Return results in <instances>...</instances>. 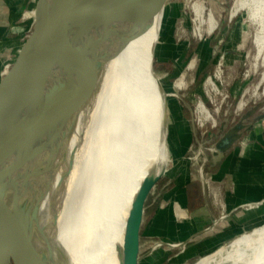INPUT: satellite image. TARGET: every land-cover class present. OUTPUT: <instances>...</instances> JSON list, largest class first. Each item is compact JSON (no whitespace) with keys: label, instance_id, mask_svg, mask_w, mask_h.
I'll return each instance as SVG.
<instances>
[{"label":"bare ground","instance_id":"6f19581e","mask_svg":"<svg viewBox=\"0 0 264 264\" xmlns=\"http://www.w3.org/2000/svg\"><path fill=\"white\" fill-rule=\"evenodd\" d=\"M204 2L193 0L189 5L196 36L203 30L210 34L218 25L212 10L205 13ZM161 7V0H136L94 26L36 82L8 118L0 121V137L14 135L19 140L6 165V196L9 204L14 201L15 219L31 233L27 246L42 264H73L83 258L92 264L135 262L132 253L120 257L124 225L113 256L109 242L97 229L87 236L84 233L96 206L100 208L103 201V209L108 211L106 207L117 198L112 196L121 195L123 190L135 189L124 224L132 207L142 204L137 197L143 175L151 166L146 158L138 159L137 148L155 106L153 81L160 91L152 73L148 30ZM241 10L253 27L256 56L264 59V0H233L229 16ZM176 86L181 88L183 83L178 81ZM163 105L162 101V118ZM197 107L201 118L211 119L203 104ZM123 136L129 142L125 148L131 156L128 165L113 157ZM125 166L121 180L104 190L109 168L121 170ZM159 177L160 170L155 172L154 186ZM175 208L180 215L177 205ZM80 210L84 216L79 220ZM228 246L225 255L219 250L194 264H209L216 254V264H264V225L238 235ZM79 251L86 255L79 256Z\"/></svg>","mask_w":264,"mask_h":264},{"label":"rangeland","instance_id":"374dc122","mask_svg":"<svg viewBox=\"0 0 264 264\" xmlns=\"http://www.w3.org/2000/svg\"><path fill=\"white\" fill-rule=\"evenodd\" d=\"M203 1H205V13L212 10L214 15L216 14L215 18L219 19V15H223L224 18L218 22V28L210 34H206L203 30L200 36L195 35L196 22L193 21L194 15L189 6L193 0H161L160 12L148 30L150 60L156 59V75L167 94L173 143L170 158L161 114L163 97L153 81L151 91L155 106L148 131L137 148V156L138 159L146 158L150 166L155 165V172L160 170V177L149 195L158 194L161 178L167 173L168 175L162 193L159 194L153 207L148 210L141 225L139 254L159 239L176 242L187 235V230L180 231L182 226H185V220L176 221L172 207L175 201L178 203L184 201L182 186L185 183L191 181L192 185L189 186H192L193 191L199 192L200 168H203L202 177L205 178L206 175L209 196L217 216L220 217L212 232L218 233L216 239L204 249L192 252V256L187 254L185 258H181L180 261L177 259L172 264H194L216 248L225 255L229 250V244L221 248L222 244L229 242L236 235L249 233L264 225V203L240 208L231 216L227 214L228 210L237 204L259 201L264 197V174L260 179L251 173L246 174L248 169L253 168L252 160L247 158L256 159L255 162L261 164V170H264V119L256 122L254 130L240 139V144L237 145L238 152L233 153L232 160L225 164L219 176L214 177L205 171L210 148L222 132L236 123L245 111L255 109V115L264 112L262 109L264 107L255 108L264 100V61H262L264 59L256 56L252 42L253 27L245 11H239L231 21H228L233 0H228L229 7L226 13L222 11L225 0ZM176 81H181L183 87L178 88ZM185 94L186 96L183 97ZM200 103L209 112L211 119L201 118L197 107ZM238 103L243 104L242 108L238 107ZM221 126H223L222 130H220ZM128 144L123 136L113 151V157L123 159L124 165H128L131 161V156L125 152ZM125 170L126 166L121 170L110 167L104 182V190L113 188L121 180ZM82 177L83 174L80 180ZM134 192L135 189H125L121 195L112 196L117 198L111 201L110 207H106L108 211L103 209V201L100 202V208L96 206L94 216L84 233V236H87L88 232L97 229L109 242L112 256ZM163 207L165 209L163 217L157 219L156 214H161ZM81 210L77 216L79 220L84 216ZM70 211L67 213L69 214ZM197 215L196 224L192 221L193 229L207 224V220L201 216L203 214ZM176 253H179V249L158 245L154 247L147 261L149 260L148 264H157L166 255ZM84 254L86 255L85 251H79V256H85ZM215 256L209 264H216L217 260L219 261L218 254ZM81 260L79 262L76 259V262L72 261V263L92 264L90 261L87 262V258ZM250 263L251 261L248 264ZM220 264H231V261H223Z\"/></svg>","mask_w":264,"mask_h":264},{"label":"water","instance_id":"95a60500","mask_svg":"<svg viewBox=\"0 0 264 264\" xmlns=\"http://www.w3.org/2000/svg\"><path fill=\"white\" fill-rule=\"evenodd\" d=\"M9 1L13 21L10 28L11 46L4 51V57L0 63V121L8 118L28 96L36 82L56 64L67 50L86 36L94 26L103 23L114 13L136 0ZM151 67L158 81L155 58L151 62ZM158 85L164 102L165 143L171 158V122L166 100L167 94L159 81ZM260 107H264V100L259 102L255 108ZM254 112L255 109H251L221 134L210 148L215 157L222 156L232 144L238 141L242 131L249 132L254 123L264 119V112H261L245 122L247 117ZM222 128L223 126L220 130ZM17 144L19 140L14 135L0 137V264H42L27 246L26 241L30 240L31 233H28L15 219L12 210L14 201L9 204L6 196L9 191L6 180L9 175L6 173V165L13 156L14 147ZM202 172L203 168H200V179L205 188L206 179L202 177ZM167 175L168 173L161 178V187L158 191L164 186ZM154 178L155 165H152L149 173L141 182L137 197L142 204L132 207L124 224L120 257L132 253L134 264H138L139 260V233L144 214L157 196V194L149 195L154 186ZM215 223L216 220L213 219V225ZM210 228L211 226L207 230ZM164 244L169 247L179 246L158 241L152 245V248Z\"/></svg>","mask_w":264,"mask_h":264},{"label":"crops","instance_id":"0c3cea01","mask_svg":"<svg viewBox=\"0 0 264 264\" xmlns=\"http://www.w3.org/2000/svg\"><path fill=\"white\" fill-rule=\"evenodd\" d=\"M10 6H11V3L9 0H0V63L3 60L4 51L11 46V40H10L11 30H10V28L12 26L13 16L10 13ZM185 96H186V94L183 95V97H185ZM169 117H170V114H169ZM170 122H171V120H170ZM255 127H256V124L254 123L252 129L249 132H245L244 135L252 132ZM172 133H173V130H172V124H171V155H172V143H173ZM243 136L241 137V139L243 138ZM239 141L232 144L223 153L222 156H216L215 157L213 155V152L211 153V150H210L208 163L205 166L206 173L208 172L214 177L219 176L221 174V172L223 171V167L225 166V164L229 160H232L231 157H233L232 156V155H234L233 153L236 151L238 152L239 148L237 147V145L240 144ZM247 159L252 160V162H253L252 165L251 164H248V165H251L253 168L248 169L246 171L247 172L246 174L251 173L252 175L257 176L256 178L260 179L262 174H264V173H262V172H264V170H261L262 165L255 162L256 159H254V158H247ZM178 172H181V171L179 170ZM244 173H245V171H243V174ZM205 179H207L206 175H205ZM189 185H192L191 181L185 183L182 186V187H184V189H183L184 201L182 203H178L175 201L173 203V207H172L175 220L176 221L185 220V224H184L185 226H182V229H180V231L185 232V230H187L188 233L185 237H183L182 239H180L176 242H171V241L166 240V239H159L158 241H161L164 243L179 245L176 247H170L173 249H179V253L178 254L176 253L173 255H166L165 257H163V259H160L157 264H172V263H175V261H177V259L180 261L181 258H185L186 257L185 255H187V254H189V256H192V252H197L201 249H204L214 239H216V237L218 235L217 232L212 233L213 230H215V226L218 223L220 217L217 216V211L214 208L212 200L210 199L207 180H206V187L204 188L202 183H201V179H199V185H200L199 192H197L195 190L193 191L192 186H189ZM157 193L158 194H157L153 204H155L157 202L159 194L162 193V189L160 191H157ZM168 197H169V195H168ZM260 203H264V197H262L259 201H248V202L237 204L236 206H234L230 210H228L227 214L231 216L235 211L239 210L240 208H243L246 206L248 207L251 205H257ZM176 205L178 206V209L180 211V215H177V210L175 208ZM152 207H150L149 209H151ZM148 210L144 214L142 223L144 222V220L148 214ZM164 210L165 209L163 207L161 214L160 213L156 214L157 219H159V217H160V219H161V217H163ZM198 212H202V213H198ZM197 214H203L201 216H203L207 220V224L204 227H199V228L193 229L192 226H193V224H196V219L198 218ZM213 219L216 220V223L214 225H213ZM192 221H193V224H192ZM210 226H211V228L209 230H207ZM236 236H238V235H236ZM236 236H234L229 242L222 244L221 247L229 244ZM162 246H167V245L164 244ZM167 247H169V246H167ZM153 250H154V248H152V246H150L146 251H144L143 253H140L138 264H145V262H146V264H148L149 260L147 261V259ZM216 250H218V248L210 251L204 257L214 253ZM204 257H202V258H204Z\"/></svg>","mask_w":264,"mask_h":264},{"label":"flooded vegetation","instance_id":"af4514ba","mask_svg":"<svg viewBox=\"0 0 264 264\" xmlns=\"http://www.w3.org/2000/svg\"><path fill=\"white\" fill-rule=\"evenodd\" d=\"M223 3H224V4H223V10H222V11H223V13H226L227 10H228V7H229V1H228V0H225ZM219 18H220L219 20H218V18H216L217 24H218L219 21L224 20L223 15H221V16L219 15ZM231 19H232V18L229 16L228 21H231ZM217 28H218V25H217L216 29H217ZM181 75H182V74H181ZM181 75H180V76H181ZM182 78H184L183 75H182ZM248 111H249V110H248ZM248 111H245L241 116H243L244 114H246ZM256 115H257V114H256ZM254 116H255V112L252 113L249 117H247V119L245 120V122L250 121ZM240 118H241V117H240ZM240 118H239V119H240ZM239 119H238V120H239ZM234 124H235V123H234ZM234 124H233V125H234ZM230 127H231V126H230ZM230 127H229V128H230ZM229 128H228V129H229ZM228 129H226V130H228ZM226 130H225V131H226ZM225 131H223V132H225ZM223 132H222V133H223ZM244 133H245V132L242 131V135H241V137L244 135ZM241 137H240V139H241ZM240 139H239V140H240ZM239 140H238V141H239ZM236 142H237V141H236Z\"/></svg>","mask_w":264,"mask_h":264}]
</instances>
